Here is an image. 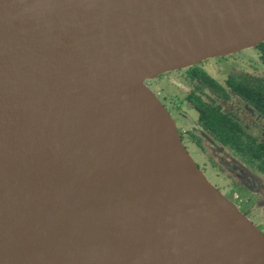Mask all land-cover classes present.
<instances>
[{
  "label": "water",
  "instance_id": "1",
  "mask_svg": "<svg viewBox=\"0 0 264 264\" xmlns=\"http://www.w3.org/2000/svg\"><path fill=\"white\" fill-rule=\"evenodd\" d=\"M261 43L264 0H0V264H264L145 85ZM132 74L164 129L102 92Z\"/></svg>",
  "mask_w": 264,
  "mask_h": 264
},
{
  "label": "flooded vegetation",
  "instance_id": "2",
  "mask_svg": "<svg viewBox=\"0 0 264 264\" xmlns=\"http://www.w3.org/2000/svg\"><path fill=\"white\" fill-rule=\"evenodd\" d=\"M250 50L258 62L246 60L244 54ZM237 67L240 70H234ZM262 67L264 62L255 46L163 73L146 84L154 90L157 81L165 75L183 76V82H174L183 92L179 101L175 95L168 100L158 93L175 123L182 145L209 182L264 236Z\"/></svg>",
  "mask_w": 264,
  "mask_h": 264
},
{
  "label": "bare ground",
  "instance_id": "3",
  "mask_svg": "<svg viewBox=\"0 0 264 264\" xmlns=\"http://www.w3.org/2000/svg\"><path fill=\"white\" fill-rule=\"evenodd\" d=\"M120 92V102L124 103L125 101H127V103L130 104V106L128 107V110L125 112L126 116L129 117L130 119H134V121H138L139 119H143L146 118L148 120L149 123V119L150 117H152V121L153 124L155 126L158 127L157 124V120H159V123L162 122V127L161 128H165V123L163 121V117L164 114L161 112V110L158 108L157 104H155L150 97L147 95L145 88L142 84L141 78L138 74H132V75H128L126 77H122V78H118V79H111L108 80L103 87L102 92L103 93H107V92ZM140 129L142 128V126H138ZM156 128V127H155ZM157 130L159 132V136L157 137L156 141L158 142V144L162 143L165 140V131L166 130ZM137 131V130H136ZM137 134H145L146 136L149 135V130L145 129L144 133L141 131H137ZM155 137L152 138V140H154ZM155 141V145H157ZM154 142V141H153ZM169 143V142H168ZM155 145H153L152 149L155 151L154 155L155 156H159V160L161 159L160 157L163 156V151L160 150L161 152H157V149L155 147ZM165 147V144L162 143L158 148L159 149H163ZM158 163H160L159 161H157ZM181 195H184L185 198H180L181 199H185L186 202L188 203V207L187 210L190 213H195L198 209V207H196L193 203H189V198L191 197V194L187 193V192H183ZM159 199V198H158ZM170 201V200H169ZM172 202V201H171Z\"/></svg>",
  "mask_w": 264,
  "mask_h": 264
},
{
  "label": "rangeland",
  "instance_id": "4",
  "mask_svg": "<svg viewBox=\"0 0 264 264\" xmlns=\"http://www.w3.org/2000/svg\"><path fill=\"white\" fill-rule=\"evenodd\" d=\"M244 55L246 56V60H247V58H250L253 61L258 62L253 51L250 50V51L246 52ZM243 65L245 67V64H243ZM246 68L247 67H245V70H247ZM262 69H264V67H262ZM234 70H240V68L237 67ZM214 74L216 75V77H218V72L217 71H215ZM219 77L221 78L220 80H222L223 77L222 76H219ZM183 81H184L183 76L179 75L178 73H171L169 75H165L164 78L159 79L157 81V83H156V88L154 90H152L146 84V81H145V85L152 92V94L156 97V99H158L160 101V103L162 104V102H161V100H160V98L158 96V93H161V96H165L168 100H171L172 99L171 97H173L175 95L174 98L179 101V97H181V95H183V92L179 88H177V86L174 84V82L177 83V84H180ZM169 103L171 104V102H169ZM182 128L184 130L186 129V123L184 124V126Z\"/></svg>",
  "mask_w": 264,
  "mask_h": 264
},
{
  "label": "trees",
  "instance_id": "5",
  "mask_svg": "<svg viewBox=\"0 0 264 264\" xmlns=\"http://www.w3.org/2000/svg\"><path fill=\"white\" fill-rule=\"evenodd\" d=\"M259 50L260 53V57L262 59V61L264 62V43H261L259 45L256 46Z\"/></svg>",
  "mask_w": 264,
  "mask_h": 264
}]
</instances>
